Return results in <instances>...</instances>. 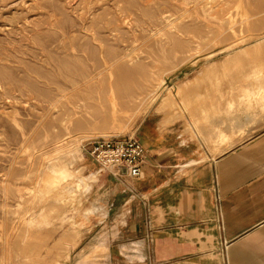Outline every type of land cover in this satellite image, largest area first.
Returning a JSON list of instances; mask_svg holds the SVG:
<instances>
[{"label": "rangeland", "instance_id": "rangeland-1", "mask_svg": "<svg viewBox=\"0 0 264 264\" xmlns=\"http://www.w3.org/2000/svg\"><path fill=\"white\" fill-rule=\"evenodd\" d=\"M150 115L201 135L212 118L238 139L264 128V0H0V264L115 246L132 185L88 150Z\"/></svg>", "mask_w": 264, "mask_h": 264}, {"label": "crops", "instance_id": "crops-1", "mask_svg": "<svg viewBox=\"0 0 264 264\" xmlns=\"http://www.w3.org/2000/svg\"><path fill=\"white\" fill-rule=\"evenodd\" d=\"M257 97L244 95L246 109ZM225 120L210 119L202 135L182 121L142 120L143 174L116 176L130 179L133 198L107 264H264V128L238 139Z\"/></svg>", "mask_w": 264, "mask_h": 264}, {"label": "built area", "instance_id": "built-area-1", "mask_svg": "<svg viewBox=\"0 0 264 264\" xmlns=\"http://www.w3.org/2000/svg\"><path fill=\"white\" fill-rule=\"evenodd\" d=\"M88 153L99 165L100 170H109L115 176L125 173L130 177L139 178L143 174L142 163L146 148L135 135L96 138L91 142Z\"/></svg>", "mask_w": 264, "mask_h": 264}, {"label": "bare ground", "instance_id": "bare-ground-1", "mask_svg": "<svg viewBox=\"0 0 264 264\" xmlns=\"http://www.w3.org/2000/svg\"><path fill=\"white\" fill-rule=\"evenodd\" d=\"M256 8H257V6H256ZM258 9V8H257ZM257 9H256V11H257ZM252 11V10H251ZM247 17V16H246ZM247 19V18H246ZM97 63V62H96ZM103 66V65H102ZM99 69V68H98ZM87 75V74H86ZM98 75V74H97ZM98 79V78H97ZM85 81V80H84ZM87 82V81H86ZM94 86V85H93ZM68 172V170H65L64 171V173H67ZM100 172V170H98V171H94V172H92L91 173V175L90 176H84V177H81V176H79L80 178H78L79 180H78V183H76L75 184V186H68L69 187V190L70 191H78L80 194H87V193H89L90 191H91V188H92V181L97 177V175H98V173ZM89 177H91V178H89ZM89 178V179H88ZM89 180L91 181V183H89ZM56 183V182H55ZM67 187V188H68ZM66 188V189H67ZM65 191V190H64ZM67 193V192H66ZM65 193V194H66ZM77 193V192H76ZM91 209V208H90ZM96 210V209H95ZM87 211H88V209H87ZM85 212H86V210H85ZM91 212V211H90ZM108 242H109V239H107V238H103L102 240H100V243L99 244H95V245H93V247L92 248H90V249H87V250H85V252L84 251H82L83 249H81V251H82V253H81V256L79 257V259L77 260V262H76V264H91V261L92 260H94V257H95V255L96 254H99V253H97L96 252V250L97 249H100L99 248V246L101 247V246H103V245H106L107 246V248H108ZM104 248H106V247H104L103 246V248L102 249H104ZM100 251V250H99ZM96 252V253H95ZM80 255V254H79ZM99 257V256H98ZM97 257V258H98Z\"/></svg>", "mask_w": 264, "mask_h": 264}]
</instances>
